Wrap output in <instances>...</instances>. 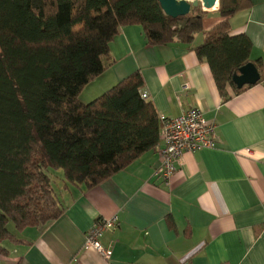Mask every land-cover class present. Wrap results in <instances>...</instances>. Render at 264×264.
<instances>
[{
	"label": "crops",
	"instance_id": "crops-1",
	"mask_svg": "<svg viewBox=\"0 0 264 264\" xmlns=\"http://www.w3.org/2000/svg\"><path fill=\"white\" fill-rule=\"evenodd\" d=\"M249 1L231 18V33L248 36L256 63L264 61V0ZM221 2L189 42L150 45L141 25L124 27L104 56L107 69L80 95L94 98L139 71L159 115L200 109L215 127L216 147L185 152L168 182L156 176L162 140L99 185L59 182L64 213L10 228L24 241L4 242L9 254L0 264H264V80L237 93L228 85L223 94L195 51L222 21ZM114 216L118 223L102 237L112 257L84 251L96 220Z\"/></svg>",
	"mask_w": 264,
	"mask_h": 264
},
{
	"label": "trees",
	"instance_id": "trees-1",
	"mask_svg": "<svg viewBox=\"0 0 264 264\" xmlns=\"http://www.w3.org/2000/svg\"><path fill=\"white\" fill-rule=\"evenodd\" d=\"M249 0H222V21L195 48L226 94L250 62L252 42L230 20ZM201 6L183 16L159 0H0V258L11 230L45 225L64 213L59 182L94 187L158 146L162 123L142 97L137 71L89 102L85 85L106 69L104 56L129 25L150 45L192 41L204 30ZM264 80V61L254 63ZM62 174H60V172Z\"/></svg>",
	"mask_w": 264,
	"mask_h": 264
},
{
	"label": "built area",
	"instance_id": "built-area-1",
	"mask_svg": "<svg viewBox=\"0 0 264 264\" xmlns=\"http://www.w3.org/2000/svg\"><path fill=\"white\" fill-rule=\"evenodd\" d=\"M187 1L192 3L196 0ZM142 97L148 98L149 95L146 91H142ZM160 120L162 123L160 140L164 142V146L159 149L161 163L156 170V176L163 182H168L181 163L185 152L216 147L217 138L214 125L198 108H190L176 117L160 115ZM117 223V216L96 220L86 233L83 250L95 251L104 259L109 260L113 255V248L104 246L102 237L107 229Z\"/></svg>",
	"mask_w": 264,
	"mask_h": 264
},
{
	"label": "water",
	"instance_id": "water-1",
	"mask_svg": "<svg viewBox=\"0 0 264 264\" xmlns=\"http://www.w3.org/2000/svg\"><path fill=\"white\" fill-rule=\"evenodd\" d=\"M165 13L172 17L189 14L193 8L201 6L203 10H210L215 7L217 0H196L192 3L187 0H159ZM261 80V74L253 62L242 66L239 73L233 77L234 83L238 88L245 85L256 84Z\"/></svg>",
	"mask_w": 264,
	"mask_h": 264
},
{
	"label": "rangeland",
	"instance_id": "rangeland-1",
	"mask_svg": "<svg viewBox=\"0 0 264 264\" xmlns=\"http://www.w3.org/2000/svg\"><path fill=\"white\" fill-rule=\"evenodd\" d=\"M103 93H104V92H103ZM99 95H101V94H99ZM99 95H98V96H99ZM98 96H95V97H98ZM90 97H91V96H88L87 93H85V92L82 94V97L80 96L81 100H82L83 102H86V103L89 102V101H92L93 99H95V97H94V98H90ZM59 172H60V174H62L61 171H59ZM9 227L12 228V227H15V226H14L13 223H10Z\"/></svg>",
	"mask_w": 264,
	"mask_h": 264
}]
</instances>
